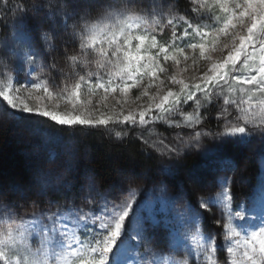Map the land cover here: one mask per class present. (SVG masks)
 I'll use <instances>...</instances> for the list:
<instances>
[{"label":"snow or ice","instance_id":"6c2138e0","mask_svg":"<svg viewBox=\"0 0 264 264\" xmlns=\"http://www.w3.org/2000/svg\"><path fill=\"white\" fill-rule=\"evenodd\" d=\"M0 31L4 126L65 137L0 174V264H264V0H0Z\"/></svg>","mask_w":264,"mask_h":264},{"label":"trees","instance_id":"16d2710c","mask_svg":"<svg viewBox=\"0 0 264 264\" xmlns=\"http://www.w3.org/2000/svg\"><path fill=\"white\" fill-rule=\"evenodd\" d=\"M14 3L15 0H10ZM10 33L0 31V39H4ZM19 119V118H18ZM22 124L14 130L4 126L11 124V118L0 111V174L6 178L22 179L28 164V156L34 145H40L48 150L49 158L55 154L56 145L54 139L65 138L59 129H54L49 123L40 117H29L28 122L19 119ZM84 151L82 158L85 162L90 161V167L95 169L101 177L107 178L116 159L115 150L109 152L106 143H101L96 137H88L83 141ZM86 152V154H84ZM247 168V174L255 184L258 182L261 169L259 158L242 162ZM238 204L245 201L249 194L247 187L234 188ZM55 211V209H53ZM222 243V241H221Z\"/></svg>","mask_w":264,"mask_h":264},{"label":"rangeland","instance_id":"374dc122","mask_svg":"<svg viewBox=\"0 0 264 264\" xmlns=\"http://www.w3.org/2000/svg\"><path fill=\"white\" fill-rule=\"evenodd\" d=\"M63 102H57V105H54L53 107H60L61 110H64L63 107ZM2 111V110H0ZM17 118L19 119H23L24 121L28 122V118L29 117H38V116H33V115H26L24 113H14ZM167 126H161L158 131H161L164 135H168L169 133L167 131H164V129L166 128ZM225 173L223 172H220L219 175H223ZM230 175V173H229ZM159 193H152L151 191L149 192H145L141 197V203H149V204H153L155 203V207L151 209V214L154 216L155 220L157 221V227L158 229L160 230H163L164 229V214L160 211V204L158 202L155 201V197L158 196ZM213 196L216 195L215 192L212 193ZM180 207L179 204H176L173 206L174 209H178ZM217 207H219V205H217ZM62 211H64L62 209ZM143 214L145 215V217H147L150 213H149V210L146 208V209H143ZM189 243H191V241H189Z\"/></svg>","mask_w":264,"mask_h":264},{"label":"clouds","instance_id":"9594fccd","mask_svg":"<svg viewBox=\"0 0 264 264\" xmlns=\"http://www.w3.org/2000/svg\"><path fill=\"white\" fill-rule=\"evenodd\" d=\"M18 223V220L15 221ZM9 227V224L7 223H0V230H6Z\"/></svg>","mask_w":264,"mask_h":264}]
</instances>
